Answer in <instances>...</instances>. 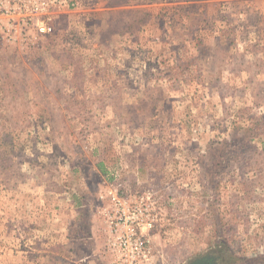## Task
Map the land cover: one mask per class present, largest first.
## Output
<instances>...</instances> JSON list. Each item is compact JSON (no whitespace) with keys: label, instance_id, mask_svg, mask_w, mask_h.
Returning a JSON list of instances; mask_svg holds the SVG:
<instances>
[{"label":"rangeland","instance_id":"1","mask_svg":"<svg viewBox=\"0 0 264 264\" xmlns=\"http://www.w3.org/2000/svg\"><path fill=\"white\" fill-rule=\"evenodd\" d=\"M29 1L0 0V264H112L114 193L151 208L144 264H264V0H43L22 27Z\"/></svg>","mask_w":264,"mask_h":264},{"label":"built area","instance_id":"2","mask_svg":"<svg viewBox=\"0 0 264 264\" xmlns=\"http://www.w3.org/2000/svg\"><path fill=\"white\" fill-rule=\"evenodd\" d=\"M20 25L28 27L42 12H48L52 5L43 0H30ZM15 12V11H14ZM12 15L5 10L3 15ZM27 19V20H26ZM36 30L41 35L53 31L52 18L38 20ZM113 216L109 218L112 248L117 254L112 264H144L152 254L150 232L156 225L151 219V208L143 202L128 204L118 194H112Z\"/></svg>","mask_w":264,"mask_h":264},{"label":"water","instance_id":"3","mask_svg":"<svg viewBox=\"0 0 264 264\" xmlns=\"http://www.w3.org/2000/svg\"><path fill=\"white\" fill-rule=\"evenodd\" d=\"M216 257L211 254H207L205 256H201L199 258H196L189 264H216L215 263Z\"/></svg>","mask_w":264,"mask_h":264},{"label":"flooded vegetation","instance_id":"4","mask_svg":"<svg viewBox=\"0 0 264 264\" xmlns=\"http://www.w3.org/2000/svg\"><path fill=\"white\" fill-rule=\"evenodd\" d=\"M216 256V255H215ZM218 256H216V260H215V263L218 264Z\"/></svg>","mask_w":264,"mask_h":264}]
</instances>
